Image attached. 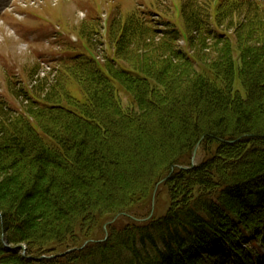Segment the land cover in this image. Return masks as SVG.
I'll return each mask as SVG.
<instances>
[{
  "label": "trees",
  "instance_id": "trees-1",
  "mask_svg": "<svg viewBox=\"0 0 264 264\" xmlns=\"http://www.w3.org/2000/svg\"><path fill=\"white\" fill-rule=\"evenodd\" d=\"M228 5L231 36L184 4L186 47L119 21L107 62L65 55L54 78L9 83L0 264H264V0ZM159 183L170 204L149 217Z\"/></svg>",
  "mask_w": 264,
  "mask_h": 264
},
{
  "label": "rangeland",
  "instance_id": "rangeland-1",
  "mask_svg": "<svg viewBox=\"0 0 264 264\" xmlns=\"http://www.w3.org/2000/svg\"><path fill=\"white\" fill-rule=\"evenodd\" d=\"M10 1L0 0V101L15 105L16 98L7 91L9 83L13 82L18 91L25 84L36 85L41 78H54L60 69L58 57L88 54L89 46L101 62H107L114 48H109L111 33L118 30L119 21L121 25L138 22L161 32L172 26L184 28L179 8L187 4L211 24L212 30L227 37L232 32L216 27V16L237 0H15L8 7ZM77 34L82 39L76 44ZM185 45V38L174 42L177 48ZM70 89L74 97L83 99L77 85H70ZM235 89L245 95L239 80ZM118 96L125 109L133 107L124 92H118ZM148 203L149 217L162 216L170 204L167 188L159 183ZM21 248L26 250L25 245ZM260 249L264 254V243ZM202 264H210L209 259L204 258Z\"/></svg>",
  "mask_w": 264,
  "mask_h": 264
},
{
  "label": "water",
  "instance_id": "water-1",
  "mask_svg": "<svg viewBox=\"0 0 264 264\" xmlns=\"http://www.w3.org/2000/svg\"><path fill=\"white\" fill-rule=\"evenodd\" d=\"M197 150H198V146H196V148H195L194 151H193V158H192L193 162H194V160H195V158H196ZM106 227H107V224L105 225V228H106Z\"/></svg>",
  "mask_w": 264,
  "mask_h": 264
}]
</instances>
